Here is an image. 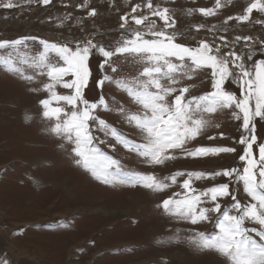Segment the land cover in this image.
Instances as JSON below:
<instances>
[{"label":"snow or ice","instance_id":"6c2138e0","mask_svg":"<svg viewBox=\"0 0 264 264\" xmlns=\"http://www.w3.org/2000/svg\"><path fill=\"white\" fill-rule=\"evenodd\" d=\"M26 2L30 4L32 0ZM37 2L48 5L51 0ZM231 2L215 0L214 7L195 11L205 17L214 16ZM87 4L88 0H84L78 7ZM15 7L19 4L14 0H0V8ZM254 11L264 14V0H250L243 14L227 17L224 24L230 20L239 24L250 22ZM88 15L95 17L97 12L93 8ZM68 19L70 16H65L61 24ZM120 20L121 37L110 43L91 37L60 42L36 36L0 40V66L29 81L46 77L42 89H37L47 94L39 100L41 115L53 122L51 133L71 145L74 163L94 179L105 185L139 186L156 193L176 186L179 191L163 198L156 207L165 215L191 225L214 222L215 232L201 231L190 238L199 250L215 251L226 258L227 264H264V138L257 135L258 122H264V59H253L256 47L264 48V37L217 36L215 33L221 29L213 26L207 29L214 34L212 39H199L195 46L178 42L184 33L176 30L173 10L153 0L134 4ZM157 20L162 22L160 26ZM255 22L264 24V20ZM203 28V24L195 26L196 32ZM27 41H38L41 50L30 54ZM21 52L24 58L18 62L34 69V75L25 74L14 61L13 56L19 57ZM94 56L100 58L97 67L101 75L97 78L90 67ZM121 57L125 60L131 57L138 64L134 75L118 76ZM197 75L208 80L210 90L191 95L190 86L182 82ZM90 82L100 91L98 99H89L86 94ZM231 84L237 86L238 92L230 88ZM106 85L125 93L137 106L136 110L115 99L109 102L103 95ZM226 110L234 121L240 122L239 137H227L234 145L242 146L239 153L237 147L229 145L188 147L210 126L213 114ZM101 112L118 113L124 123L138 131L140 141L102 118ZM109 138L115 143H110ZM217 138H226L225 133L207 136L209 141ZM104 145L113 152L120 146L152 167L180 158H222L229 154H236L241 166L211 172L175 171L159 178L153 173L126 168L120 159L104 150ZM217 178L227 182L203 188L195 186L197 181H217ZM240 186L243 198H238ZM229 198L230 202L223 205L222 201ZM0 264L10 261L0 258Z\"/></svg>","mask_w":264,"mask_h":264},{"label":"rangeland","instance_id":"374dc122","mask_svg":"<svg viewBox=\"0 0 264 264\" xmlns=\"http://www.w3.org/2000/svg\"><path fill=\"white\" fill-rule=\"evenodd\" d=\"M14 2L19 7L0 8V40L36 36L60 42L91 37L110 43L121 37L120 17L130 12L134 4L146 0H88L87 7H78L84 4V0H51L48 5L37 0L30 4L26 0ZM153 2L173 10L176 30L184 33L178 37V42L195 46L199 39H212L214 34L207 29L213 26L221 29L215 33L217 36L264 37V24L255 22L264 20V14L256 11L250 22L239 24L230 20L224 24L225 17L243 14L250 0H232L216 15L208 17L195 10L214 7L215 0ZM93 8L97 15L90 17L88 12ZM189 10H194L191 15ZM65 16L70 19L61 24ZM161 23L157 20L158 26ZM199 24L205 28L196 32L195 26ZM225 27L227 32L222 31ZM27 45L30 54L42 48L38 41H27ZM23 58V52L19 57L13 56L25 74L34 75V69L18 62ZM253 59H264V48L258 45ZM99 60L96 56L90 60L94 78L101 75L97 67ZM120 64L118 76L134 75L138 69L131 57L127 60L121 57ZM43 82L46 77L29 81L0 66V258L8 259L10 264H227L226 258L215 251L199 250L190 239L197 232H215L214 222L191 225L165 215L156 207L163 198L179 191L176 186L156 193L139 186L105 185L76 165L70 154L71 145L53 135L50 131L53 122L41 115L39 100L47 94L37 89H42ZM182 83L190 86L191 95L210 90L208 80L200 75ZM230 88L238 92L235 84ZM86 94L89 99H98L100 91L90 82ZM103 95L109 102L115 99L133 111L137 108L113 85H106ZM100 115L125 135L140 141L138 131L124 123L118 113L101 112ZM26 116L32 119L26 120ZM239 123L231 118L230 111L213 114L210 126L188 147L229 145L237 147L239 153L242 146L234 145L227 138L239 137ZM216 124L220 127H215ZM219 132L225 133L226 138L207 139V136ZM97 135L104 138L102 133ZM257 135L264 138V122H258ZM109 142L115 143L111 138ZM102 147L120 159L126 168L153 173L159 178L175 171L211 172L222 167L241 166L237 155L229 154L222 158H180L152 167L120 146L115 152L106 145ZM216 182L227 181L224 178L197 181L195 186L203 188ZM244 196L240 186L238 198ZM229 202L230 198L223 200L222 204Z\"/></svg>","mask_w":264,"mask_h":264},{"label":"crops","instance_id":"0c3cea01","mask_svg":"<svg viewBox=\"0 0 264 264\" xmlns=\"http://www.w3.org/2000/svg\"><path fill=\"white\" fill-rule=\"evenodd\" d=\"M225 18H227V17H225ZM225 28H227V27H225Z\"/></svg>","mask_w":264,"mask_h":264}]
</instances>
